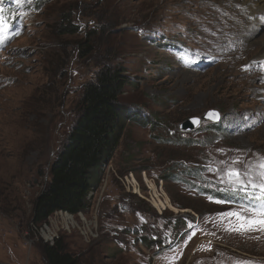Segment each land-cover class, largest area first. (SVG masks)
<instances>
[{
    "label": "rangeland",
    "instance_id": "1",
    "mask_svg": "<svg viewBox=\"0 0 264 264\" xmlns=\"http://www.w3.org/2000/svg\"><path fill=\"white\" fill-rule=\"evenodd\" d=\"M239 4L0 0L8 34L20 33L0 46V264H46L40 244L63 235L80 264H264V226L221 214L261 217L198 191L228 193L220 177L229 168L248 171L264 158L263 45H245L243 28L253 27L259 40L264 27L251 24ZM64 15L80 34L57 33ZM79 42L90 47L84 56ZM108 62L130 78L120 104L133 118L86 211L37 225L33 203L77 122L82 88ZM210 110L221 114L219 123L180 131ZM196 169L204 171L185 177ZM144 175L163 181L162 215L126 181L134 177L145 196ZM182 220L188 229H174Z\"/></svg>",
    "mask_w": 264,
    "mask_h": 264
},
{
    "label": "trees",
    "instance_id": "2",
    "mask_svg": "<svg viewBox=\"0 0 264 264\" xmlns=\"http://www.w3.org/2000/svg\"><path fill=\"white\" fill-rule=\"evenodd\" d=\"M69 17L62 16L56 31L62 36H77L81 29ZM78 45L81 56L89 52L90 47L86 42H79ZM130 83L124 67L109 65L108 62V65L103 63L94 79L83 86L77 102V122L51 164L49 182L34 200L32 221L35 224L46 223L60 212L77 216L86 211L90 195L99 188L105 167L111 163L120 147L126 122L133 118L127 108L120 104V97ZM200 171L204 170H190L185 172V177H196ZM164 178L168 179L169 176ZM178 180L191 186L187 179L180 177ZM198 191L202 196L210 195L225 202L250 203L219 189L202 186ZM173 202L181 209L194 208L175 200ZM193 210L202 215L200 210ZM174 226L177 230H187L189 224L182 220ZM143 240L146 246L153 244L150 239ZM39 248L46 264H80L79 257L70 250L65 235L57 238L53 244L42 242Z\"/></svg>",
    "mask_w": 264,
    "mask_h": 264
},
{
    "label": "snow or ice",
    "instance_id": "3",
    "mask_svg": "<svg viewBox=\"0 0 264 264\" xmlns=\"http://www.w3.org/2000/svg\"><path fill=\"white\" fill-rule=\"evenodd\" d=\"M16 2L21 4L26 2V0H16ZM3 13L4 8L0 6V46H4L9 39L20 34L19 32L8 34L9 26ZM209 116L212 117L213 114L210 113ZM233 163H239V161H234ZM220 180L227 185L224 191L238 197L241 201L250 202L249 204L241 203L239 205L242 212L258 214L261 219L256 220L245 217L241 212H228L221 215L235 216L238 220L245 221L247 224H259L264 226V158L249 165L248 171L229 168L224 175L220 177ZM222 202L223 201H218V203ZM241 227H244V225Z\"/></svg>",
    "mask_w": 264,
    "mask_h": 264
},
{
    "label": "bare ground",
    "instance_id": "4",
    "mask_svg": "<svg viewBox=\"0 0 264 264\" xmlns=\"http://www.w3.org/2000/svg\"><path fill=\"white\" fill-rule=\"evenodd\" d=\"M231 1H233V0H231ZM236 1L241 4V6H242L241 8H243V10L241 9V11H243L242 13L244 15H248V16L254 18V20L251 22V24L255 23L257 28H260L259 25H262L264 27V25H263L264 20L262 21V19H264V0H258L257 2H252L250 0H236ZM228 2H230V1H228ZM241 21H243V23H244L245 20H241ZM253 26H254V24H253ZM243 28H244V31L246 33L245 38H244V42H245L244 44L250 48H254V47H257L256 45L262 43L263 46H261V48L259 47L261 49V50L259 49V51H260L259 53H260V57L264 58V36H263V38H261L259 40H255V39L253 40L252 38L255 35V29L251 26H249L247 29L245 28V26ZM255 49H257V48H255ZM257 52H258V50H257ZM259 60L260 61L256 62V64H258L259 62H262L261 61L262 59H259Z\"/></svg>",
    "mask_w": 264,
    "mask_h": 264
},
{
    "label": "built area",
    "instance_id": "5",
    "mask_svg": "<svg viewBox=\"0 0 264 264\" xmlns=\"http://www.w3.org/2000/svg\"><path fill=\"white\" fill-rule=\"evenodd\" d=\"M146 174V173H145ZM126 181L130 186L133 188V194L139 196L140 198L147 201V203L160 214H164V212L167 210V206L164 204V200H168L167 194L164 191L163 187V181H153L149 178H147L146 175H144L143 181L145 182L146 188L148 189L147 195H142L141 190L139 188V184L135 180L134 177L127 176ZM62 214V212H60ZM58 214V213H57ZM68 217L72 218L69 214L65 213ZM56 240V239H55ZM54 240V241H55ZM54 242L50 243L53 244Z\"/></svg>",
    "mask_w": 264,
    "mask_h": 264
},
{
    "label": "water",
    "instance_id": "6",
    "mask_svg": "<svg viewBox=\"0 0 264 264\" xmlns=\"http://www.w3.org/2000/svg\"><path fill=\"white\" fill-rule=\"evenodd\" d=\"M210 113L213 114L212 117L209 116ZM205 121L212 124H217L221 121V114L217 110H210L202 118L192 117L180 125V131L183 133L196 131Z\"/></svg>",
    "mask_w": 264,
    "mask_h": 264
},
{
    "label": "clouds",
    "instance_id": "7",
    "mask_svg": "<svg viewBox=\"0 0 264 264\" xmlns=\"http://www.w3.org/2000/svg\"><path fill=\"white\" fill-rule=\"evenodd\" d=\"M70 215V214H69Z\"/></svg>",
    "mask_w": 264,
    "mask_h": 264
}]
</instances>
